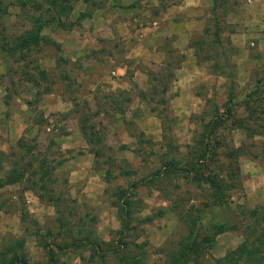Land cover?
Returning <instances> with one entry per match:
<instances>
[{
    "label": "rangeland",
    "instance_id": "1",
    "mask_svg": "<svg viewBox=\"0 0 264 264\" xmlns=\"http://www.w3.org/2000/svg\"><path fill=\"white\" fill-rule=\"evenodd\" d=\"M216 2V16L222 15L224 28L220 44L227 38L235 48L233 55L227 52L233 65L231 79L211 72L209 62L197 61L189 46L199 36L210 38L202 31L212 0H74L67 17L70 28L44 31L57 46L42 45L22 63L0 56V152L5 153L0 156V174L19 139L34 144L40 153L59 156L52 187L65 199L64 221L70 225L79 216L82 227L90 226L104 241L119 239L112 204L115 190L137 182L132 195L135 214L122 239L142 253L145 264H164L165 252L187 232L177 212L202 203L204 193L203 186L197 188L181 174L167 179L152 173L167 153L182 159L185 144L212 107L229 108L231 116L219 130L226 145L220 150L242 143L236 159L239 181L229 189L224 205L202 206L198 230L203 232L213 222L234 221L229 210L237 204L264 203V0ZM16 12L9 6L1 20L6 33L24 25ZM33 65L46 71L45 78ZM163 68L173 71L164 95L172 117L166 139L159 115L138 95V89L147 88V72ZM29 75L35 78L34 85L26 80ZM83 113L93 122L99 142L83 138L78 122ZM235 117H244L254 134L234 127L230 121ZM95 149L100 150L96 156ZM217 162L223 163V157L217 156ZM123 169L130 174H121ZM173 204L175 212L170 210ZM20 210L26 218L20 217ZM150 214L151 220H143ZM58 227L54 207L23 183L0 188V246L23 236L29 262L46 261L39 244L50 237L41 236ZM241 238L239 229L216 235L198 264H211ZM54 239L69 241L63 236ZM51 249L54 264H100L86 260L89 251L84 245ZM112 261L110 255L105 257V264Z\"/></svg>",
    "mask_w": 264,
    "mask_h": 264
},
{
    "label": "trees",
    "instance_id": "2",
    "mask_svg": "<svg viewBox=\"0 0 264 264\" xmlns=\"http://www.w3.org/2000/svg\"><path fill=\"white\" fill-rule=\"evenodd\" d=\"M73 2L74 0H0V56L16 63H22L27 60L31 51L39 49L42 45L54 44L57 46L44 34V31L45 29L70 28L72 21H69L67 17L72 11ZM9 6L17 9V18L20 16L19 19L23 21L24 25L16 32L8 31L6 33L1 20L8 13ZM217 6L216 0H212L208 23L202 31L203 35H210V38L199 36L192 39L189 46L193 48V56L197 61L209 62L207 66L211 72L231 79L233 65L227 59V52L233 55L235 48L227 38L224 43L220 44L224 28L221 23L222 15L216 16ZM82 16L84 13L79 14V17ZM218 57L221 58V63L218 62ZM33 68L37 70V74L41 78H45L46 71L44 69L39 68L38 65H33ZM147 74L149 80L147 88L145 90L138 89V95L149 104L152 112L159 115L162 124V137L166 139L172 117L167 111V100L164 95L168 90L173 71L163 68V70L158 69L157 71L149 70ZM26 80L35 84V78L32 75L27 76ZM230 114L229 108L218 111L216 107H212L206 121L185 144V154L182 159L169 156L167 153L158 165L159 168L152 173L155 178L167 179L174 174H181L184 179L193 183L197 188L203 186L204 193L202 203L190 204L183 212H177L178 218L185 220L187 232L180 235L174 246L165 252L164 264H198V259L212 245L216 235L238 229L242 233L241 240L233 248L214 258L211 264H264V203L253 207L237 204L235 210L232 208L229 210L236 217L234 221L230 223L217 221L205 227L201 233L198 230L200 229L198 216L203 214L202 206L224 205L229 197V189L235 187L239 181L240 173L236 159L240 155L242 143L227 150H220L226 145L223 144V137L219 130L222 128L223 122L230 118ZM78 122L81 134L87 142L100 141L88 114L80 115ZM230 123H233L236 128L247 131V134H254L244 117L231 118ZM166 146H171V143L166 141ZM122 147L125 148V146ZM33 150H35V154ZM99 151L95 149L94 155H98ZM0 156H5V153L0 152ZM217 156L223 157L224 162L219 164ZM8 157L7 169L0 174V188L5 185L23 183L26 189L33 190L39 200H44L54 207L55 221L59 227L54 232L46 229L41 236L50 237L49 242L42 241L39 244L45 250L46 261L30 263L24 237L17 236L0 246V264H54L52 246L63 250L67 247L76 249L82 245L86 246L89 251L87 261L105 264V257L110 255L113 259L112 264H145L142 253L138 249L130 247L122 239L126 235L124 231L128 229L129 219L132 218V214H135V211L132 210L134 207L132 195L137 182L133 181L129 187H118L115 190L112 204L119 222V228L116 230L119 239L118 241H104L94 233L90 226L83 228L84 222L79 216L75 219V223L72 222L70 225L64 221L61 204L65 199L62 193H54V186L52 187L55 182L53 171L61 162L59 156L49 155L47 152L40 153L34 144L19 139L16 141V150L14 149ZM178 163H182V165L180 166ZM0 169H2L1 165ZM130 172V170L124 169L120 171L124 175L130 174ZM107 173L108 169H105L103 177ZM146 178L152 177L148 175ZM174 205L170 210L175 212ZM165 209L166 207L160 209L157 215ZM20 211V217L26 218V212ZM152 216V214L146 215L143 220L149 221ZM31 234L33 235L35 232ZM56 236L67 237L69 241L56 243L54 239ZM117 242H120L121 246H118ZM135 247H139V245H135ZM76 257L79 260L83 259L80 254H77Z\"/></svg>",
    "mask_w": 264,
    "mask_h": 264
},
{
    "label": "crops",
    "instance_id": "3",
    "mask_svg": "<svg viewBox=\"0 0 264 264\" xmlns=\"http://www.w3.org/2000/svg\"><path fill=\"white\" fill-rule=\"evenodd\" d=\"M178 81V80H177ZM178 84V83H177Z\"/></svg>",
    "mask_w": 264,
    "mask_h": 264
}]
</instances>
